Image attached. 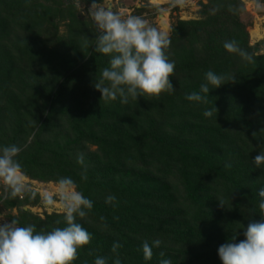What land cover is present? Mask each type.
Segmentation results:
<instances>
[{
    "label": "trees",
    "instance_id": "trees-1",
    "mask_svg": "<svg viewBox=\"0 0 264 264\" xmlns=\"http://www.w3.org/2000/svg\"><path fill=\"white\" fill-rule=\"evenodd\" d=\"M78 2L91 5L92 0ZM78 2L0 0V148L21 147L17 159L29 180L56 184L71 177L93 201L88 216L77 217L92 240L74 264H94L96 256L113 264L114 242L122 245V264L161 259L223 264L218 248L234 235L235 242L244 239L250 220H264L258 208L264 166L253 163L264 149V54L259 50L264 40L249 44L241 0H207L198 19L171 26L167 55L175 62V91L126 105L119 98L105 102L95 84L110 57L91 46L97 31L80 14ZM216 5L222 7L212 14ZM232 40L253 54L254 62L223 48ZM24 62L42 71L44 86L31 90L23 73L12 68ZM208 70L235 80L210 88L207 104L185 99L199 92ZM26 92H34V100L24 110ZM214 106L218 111L205 117ZM80 156L83 165L77 163ZM109 195L116 197L115 206L105 203ZM28 196L38 198L32 191ZM24 200L12 198L9 190L0 194L4 206L17 210L20 226L35 225L37 231L65 226L63 214L41 218L24 210ZM155 239L161 247L145 261L142 242Z\"/></svg>",
    "mask_w": 264,
    "mask_h": 264
},
{
    "label": "clouds",
    "instance_id": "clouds-1",
    "mask_svg": "<svg viewBox=\"0 0 264 264\" xmlns=\"http://www.w3.org/2000/svg\"><path fill=\"white\" fill-rule=\"evenodd\" d=\"M174 3L182 4L183 0H174ZM220 7L222 5L214 6L212 14L219 11ZM228 10L234 9L229 5ZM86 14L97 31L91 46L96 53L110 57L108 66L100 70L95 84L96 90L101 93V100L109 102L119 98L120 103L126 105L130 100L137 101L138 97L158 98L162 93L172 94L175 91L171 80L175 74V62L167 55L171 46L168 30L154 26L142 16L114 11L111 0H92ZM89 43L85 39V46H89ZM223 48L247 63L254 62L253 54L241 48L234 40L225 41ZM234 80L235 75L217 74L208 70L199 92L187 94L185 99L207 104L210 88H219L228 83L226 81ZM217 111L214 106L205 110L203 115L211 118ZM21 151V147L16 144L0 148V183L6 186L12 198L23 197L30 191L28 178L17 159ZM77 163L83 165L82 156L77 158ZM253 163L258 169L264 166V149L254 157ZM87 178L85 169L81 172V180L86 181ZM77 187L71 177H60L53 191L42 193V202L46 207H58L62 211L64 227L37 231L35 225L20 226L16 219L0 223V264H74L80 250L92 240V234L77 222V217L86 218L93 209V201L78 191ZM258 195L261 198L259 214L264 217V188L259 190ZM218 201L223 207V199ZM116 202L114 195L105 199V203L114 206ZM255 213L254 209L249 212L250 215ZM100 219L103 221L105 218ZM243 235L244 239L239 242H235L234 235L229 242L218 248L223 264H264V220H250L243 229ZM161 244L160 239L152 240L151 243L143 241V259L150 261L153 249L160 248ZM121 247L119 242H114L111 247L115 256L113 264H122L118 251ZM159 256L164 257L165 253L161 251ZM94 264H108V258L96 256ZM159 264L172 262L170 259H161Z\"/></svg>",
    "mask_w": 264,
    "mask_h": 264
},
{
    "label": "rangeland",
    "instance_id": "rangeland-1",
    "mask_svg": "<svg viewBox=\"0 0 264 264\" xmlns=\"http://www.w3.org/2000/svg\"><path fill=\"white\" fill-rule=\"evenodd\" d=\"M74 1L78 2V0ZM241 2L245 8L243 21L248 25L247 33L249 36V44L251 46H256L264 40V0H241ZM206 3L207 0H183L182 4L174 3V0H166L159 4L152 3L150 0H111L114 11H121L128 15L142 16L143 18L148 19L149 22L154 26L168 30L169 34L171 33L172 24L176 23L177 21L198 19L202 5ZM257 5H260V7H257ZM76 6L79 9L80 14L86 20H91V18L86 14L90 5H83L82 3L78 2ZM252 31L258 32V35L260 36H257V38H252ZM60 32L65 33V28L61 27ZM259 50H261V53L264 54V48L262 46L259 47ZM18 64L19 63L14 64L12 68H14V70H18L20 73H23V79H21L27 82V85H32L33 88H30L31 90L38 89V87L41 85L44 86L45 82L48 81L47 79L41 78L43 75L41 74L42 71H40V69L32 68L27 62L21 63V66ZM21 97H23V95H21ZM24 97V110H27V108H32L30 106L31 102L34 100V92H26ZM77 106L80 105H72L73 108ZM33 111H35V109ZM55 185L56 184L54 183H40L28 179L30 191L37 194L38 198L35 196L27 197L26 192L23 196L25 197L24 201L28 203L24 207V210H30L33 214L38 215L41 218H44L46 215L63 214L58 207H46L42 202V193L46 191H53ZM6 191H8L6 186L3 183H0V194L5 195ZM22 203V201H18L15 204L22 206ZM16 216V209L8 208L7 206H4L2 202H0V223L10 222Z\"/></svg>",
    "mask_w": 264,
    "mask_h": 264
},
{
    "label": "bare ground",
    "instance_id": "bare-ground-1",
    "mask_svg": "<svg viewBox=\"0 0 264 264\" xmlns=\"http://www.w3.org/2000/svg\"><path fill=\"white\" fill-rule=\"evenodd\" d=\"M150 1L152 3L159 4V3L166 1V0H150ZM251 35H252V38H257V36H260V35H258V32H256V31H252Z\"/></svg>",
    "mask_w": 264,
    "mask_h": 264
}]
</instances>
